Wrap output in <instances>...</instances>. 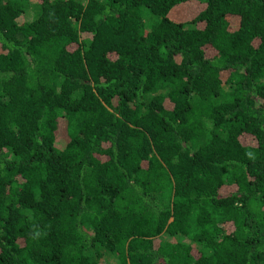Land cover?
I'll list each match as a JSON object with an SVG mask.
<instances>
[{
  "label": "trees",
  "instance_id": "1",
  "mask_svg": "<svg viewBox=\"0 0 264 264\" xmlns=\"http://www.w3.org/2000/svg\"><path fill=\"white\" fill-rule=\"evenodd\" d=\"M103 259L264 264V0H0V264Z\"/></svg>",
  "mask_w": 264,
  "mask_h": 264
},
{
  "label": "rangeland",
  "instance_id": "2",
  "mask_svg": "<svg viewBox=\"0 0 264 264\" xmlns=\"http://www.w3.org/2000/svg\"><path fill=\"white\" fill-rule=\"evenodd\" d=\"M32 14H33V11L31 10L30 15H32ZM145 18H146L147 25H148L149 28H153L155 26V24H157V22L159 21V19L157 17L155 18V17H153L151 15H147ZM60 126H61V130L64 131L65 130V124L62 123ZM169 240L172 241L171 238ZM186 242L188 243V240H186ZM101 264H114V261L111 260V259H108V260L107 259H103L101 261Z\"/></svg>",
  "mask_w": 264,
  "mask_h": 264
}]
</instances>
